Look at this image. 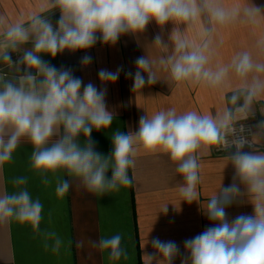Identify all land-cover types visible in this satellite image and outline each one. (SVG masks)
<instances>
[{"label": "clouds", "instance_id": "1", "mask_svg": "<svg viewBox=\"0 0 264 264\" xmlns=\"http://www.w3.org/2000/svg\"><path fill=\"white\" fill-rule=\"evenodd\" d=\"M54 10L59 11L55 25L46 15ZM151 21L161 31L173 24L170 44L157 34L152 45L159 55L136 59L137 71L127 73L133 77V91L156 83L163 73L173 89L201 88L218 96L220 106L215 115L176 107L146 112L138 130L113 132L112 153L102 155L91 134L113 123L107 89L83 85L70 69H58L42 57L88 50L98 40L115 45L121 36L143 34ZM236 28L248 32L250 43L224 61L222 32ZM13 53L18 54L15 60ZM91 59L83 56L82 65ZM0 65V170L27 142L33 148L30 169L43 185L55 183L57 197L69 192L72 180L100 197L132 185L129 172L141 151L165 155L182 178L181 201L191 204L198 201L201 159L214 150L227 153L233 182L227 187L221 183L208 199L203 214L210 226L184 241L183 254L173 241L147 240L153 252H144L141 259L143 264H173L182 255L181 264H264V151L253 147L264 141V120L255 133L244 123L254 116L256 105L264 115V8L251 0H36L32 11L15 20L0 13ZM119 72L101 69L99 78L115 82ZM245 145L252 150L243 151ZM27 183V176L14 177L15 191L0 192V225L27 224L41 236L45 250L59 253L65 240L55 230H41L43 205L32 198ZM245 200L253 214L229 219L226 209ZM122 241L116 233L93 246L109 261L127 260Z\"/></svg>", "mask_w": 264, "mask_h": 264}, {"label": "crops", "instance_id": "2", "mask_svg": "<svg viewBox=\"0 0 264 264\" xmlns=\"http://www.w3.org/2000/svg\"><path fill=\"white\" fill-rule=\"evenodd\" d=\"M36 0H0V13L15 20L33 10ZM232 2V0H229ZM264 8V0H251ZM50 15L53 24L59 19V11ZM183 27V26H182ZM173 24L169 22L163 31L151 21L145 32L139 36L131 34L121 36L117 44L105 45L99 40L91 49L77 52L65 51L55 58L43 55V59L56 68L70 69L75 77L89 82L98 89H107L106 104L114 113L110 128L101 131L93 130L91 139L95 150L102 155L112 153L111 135L120 131H136L139 118L161 109L176 107L178 111L186 110L211 111L220 106L219 97L201 88L173 89L166 81L164 74L161 80L152 85H145L141 90L133 91V77L127 73L137 71L135 61L147 54L156 57L159 49L153 46L154 38L161 34L163 41L170 44L169 34ZM224 46L221 59L227 61L234 51L248 45L250 37L241 28L228 29L222 32ZM91 56L89 65H82L83 56ZM13 53L12 58L17 59ZM0 67H3L0 65ZM101 69L115 73L120 69L115 82L102 83L99 78ZM147 80V74H143ZM83 90V86L82 89ZM230 95V94H229ZM260 105L254 108V116L259 123L264 120ZM257 131L255 128L254 133ZM81 139H83L81 137ZM259 146L264 151V141ZM32 145L24 142L13 154L11 163H6L0 170V192L15 191L11 180L18 176H27V187L33 199L39 198L43 205L41 230L57 231L65 240V246L59 253L45 250L41 236L32 228L12 221L0 225V264H143L144 252L152 253V239L173 241L181 254L184 253V241L191 239L210 226V221L203 214L208 199L216 194L222 183L223 187L233 182L234 168L225 158L227 153L213 151L201 159V182L198 185V201L191 204L181 201L178 187L182 178L175 172V167L165 155H148L140 152L136 158L134 176L130 187H121L118 192L95 196L85 190L75 180L71 181L69 192L59 198L55 194V183L45 186L41 178L30 169L29 157ZM232 151V150H231ZM70 179L66 174H61ZM111 169L107 173L110 179ZM243 187V186H241ZM167 205V212L163 208ZM229 219L240 214L251 215L254 208L246 200L233 204L226 209ZM120 233L123 246L128 252L127 260L109 261L106 253L93 246V241L101 237ZM71 241V243H68ZM146 244V245H145ZM145 245V246H144ZM144 247V248H143ZM178 256L173 264H181Z\"/></svg>", "mask_w": 264, "mask_h": 264}, {"label": "built area", "instance_id": "3", "mask_svg": "<svg viewBox=\"0 0 264 264\" xmlns=\"http://www.w3.org/2000/svg\"><path fill=\"white\" fill-rule=\"evenodd\" d=\"M246 124V126L250 129L251 133H254L255 131V126L258 124L257 120H255L253 117H251L248 121H245L244 122ZM246 135H249V133H246ZM250 138V136H249ZM253 147L255 148H260L259 146L257 145H254ZM252 148H250L248 145H245L243 151L247 152V151H251ZM232 151L234 152L235 149L233 148Z\"/></svg>", "mask_w": 264, "mask_h": 264}]
</instances>
